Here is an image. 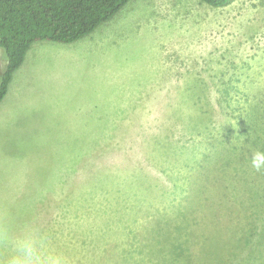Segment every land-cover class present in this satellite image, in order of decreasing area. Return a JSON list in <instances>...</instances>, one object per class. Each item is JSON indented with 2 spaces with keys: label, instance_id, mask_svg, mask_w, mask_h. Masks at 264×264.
<instances>
[{
  "label": "rangeland",
  "instance_id": "obj_1",
  "mask_svg": "<svg viewBox=\"0 0 264 264\" xmlns=\"http://www.w3.org/2000/svg\"><path fill=\"white\" fill-rule=\"evenodd\" d=\"M241 106L251 112L248 127L257 123L263 135L264 0L220 9L201 0H132L77 43H35L0 105V264L18 255L17 242L36 236L50 241L35 243L42 255L59 254L65 264H82V254L85 264H113V243L127 244L130 229L141 231L132 250L144 257L196 264L197 249L191 256L187 245L143 239L156 207L163 217L171 208L186 214L199 234L216 226L238 248L228 264H264V178L260 184L252 161L237 155L216 171L226 145L239 153ZM208 142L218 157L199 173ZM258 146L264 152V141ZM187 164L199 183L191 199L176 183H185ZM94 166L108 177L97 196L89 189ZM138 178L156 186L155 198L138 192ZM81 183L87 191L71 196ZM96 197L103 203L96 206ZM252 209L262 212L251 224L262 236L245 246L232 231L243 233Z\"/></svg>",
  "mask_w": 264,
  "mask_h": 264
},
{
  "label": "trees",
  "instance_id": "obj_2",
  "mask_svg": "<svg viewBox=\"0 0 264 264\" xmlns=\"http://www.w3.org/2000/svg\"><path fill=\"white\" fill-rule=\"evenodd\" d=\"M131 1L132 0H0V50H4L2 52L6 60L5 70L1 74L0 81V105L8 95L15 73L22 67L28 52L35 43L52 42L64 45L77 43L95 34L100 27L112 21V19H114V17ZM201 1L211 8L220 9L229 6L234 0ZM236 110L238 111L236 119L238 121H243L245 119L244 129L241 130L240 133L241 136H236V141L240 142L238 143L239 153L237 152L238 149L236 144L234 146L228 145V147L226 145V151L220 154L221 163H218V161L215 162V164H218L216 171L222 170L220 169L221 165L223 162L227 163L229 158L231 160L232 158L236 160L235 155L238 156L240 162H251L252 156L257 152V148H259V143L264 141V133L261 135L262 131L258 128L257 123L252 129L248 127L249 124L247 125V123L250 122L249 117L251 116L249 114H251V112L244 111L242 106L239 107V110L237 108ZM197 132H200V130H197ZM197 132L193 131V133ZM210 143L211 142H208L209 145L207 144L206 146L207 150L204 153L205 158L202 160L204 165L198 167L199 173L207 170L212 160L218 157V151L214 147L215 144ZM232 162L233 161L230 163ZM195 167L189 165L186 167L185 183L176 182L177 185H181V187H177V189L187 193L190 199L198 194L197 189L199 183L197 182V177H191L190 172L195 170ZM95 168L96 166L92 169L93 182L92 188L89 189L94 196H97V189H102V187L107 186L108 177L103 176L100 170L94 173ZM208 172L209 171H207V173ZM128 177L129 176L122 174L121 178L125 180L128 179ZM133 177L135 176L129 178ZM254 177H257L261 184V180L264 178V169L262 168L259 172H256ZM101 180H103L102 183H100ZM135 186L142 190L138 192L146 196H151L156 191V186L154 184L151 185V182L147 183L142 178H138ZM261 189V187L257 188L258 191ZM82 191L86 192L87 188L81 183L77 191L71 192V196L81 195ZM169 194L173 195L174 193ZM162 196L163 194L160 195V198H162ZM257 197H261L259 193ZM153 198L155 197L153 196L152 199ZM93 199L96 206H98L97 203H103L101 197ZM148 201L151 205L156 207V201L158 200L154 199ZM80 204L81 203H78L76 205L75 203V208L84 209V206ZM62 205H64V211L67 212V210H70L71 204L68 205L64 203ZM257 207L258 206L254 208ZM155 209L157 210V216H155L153 225L146 227L143 231L146 233L143 239L146 242L148 241L150 246H154L155 244L163 246L172 243V249L179 248L181 251H184V247L187 245V252L191 256L194 255L193 252L197 249L198 253L196 254L198 258L195 260L196 264H228L229 259L236 255L235 252L238 248H236L235 244L232 245V242H226V238L219 235V230L215 228L216 226H212V224L205 228L204 226H200L199 229L202 230V233L199 234L194 231V228L196 227L197 229L199 226H194L193 228L192 224L187 225V215L178 211V209L171 208L169 215H166V217L159 214V208L156 207ZM261 213L262 212L259 211L256 212V209L249 211V215L245 212V223H243V227L241 225L245 231L242 230V233L240 229L233 230L232 239L235 240L236 235H238L237 237H239L241 241H245V246H247L249 241L255 238V235L262 236L261 232L256 233V227L251 226L252 223L255 224L256 217ZM67 220L73 222L72 219L67 218ZM67 223L71 225L69 222ZM107 223L110 227V218L107 219ZM189 228L191 229L189 230ZM80 229L83 228L79 227V231ZM63 232V228L58 226L54 234L62 238L64 236ZM81 232L82 231H80L79 235L84 238V233ZM139 233H141V231L136 232V230L133 229L127 230V244L113 243V264H160V261L152 255L148 256L150 258H146L144 257L145 255L142 253L140 254L137 249L132 250V248H137L139 245L140 240L136 238ZM36 238V245H41V242L50 243V241L43 239V236H36ZM176 239L178 240V245ZM88 240L89 241L85 239L82 241L84 246H90L92 244V234L88 235ZM193 240L197 241L194 242ZM57 241L60 240L57 239ZM10 243L13 245V242L10 241ZM138 254L139 257L137 258ZM83 255L84 254H82V256ZM82 256V264H85V260ZM168 264H171V262L169 261Z\"/></svg>",
  "mask_w": 264,
  "mask_h": 264
},
{
  "label": "clouds",
  "instance_id": "obj_3",
  "mask_svg": "<svg viewBox=\"0 0 264 264\" xmlns=\"http://www.w3.org/2000/svg\"><path fill=\"white\" fill-rule=\"evenodd\" d=\"M252 166L257 170L264 168V152H256L252 156ZM18 255L10 258L9 264H65L64 258L56 253L42 255L30 238L15 244Z\"/></svg>",
  "mask_w": 264,
  "mask_h": 264
}]
</instances>
